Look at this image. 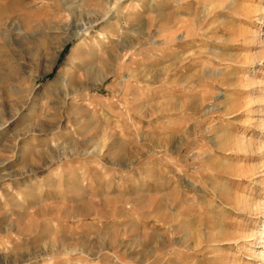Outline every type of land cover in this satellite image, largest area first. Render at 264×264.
Returning a JSON list of instances; mask_svg holds the SVG:
<instances>
[{
  "label": "rangeland",
  "instance_id": "obj_1",
  "mask_svg": "<svg viewBox=\"0 0 264 264\" xmlns=\"http://www.w3.org/2000/svg\"><path fill=\"white\" fill-rule=\"evenodd\" d=\"M0 264H264V0H0Z\"/></svg>",
  "mask_w": 264,
  "mask_h": 264
},
{
  "label": "bare ground",
  "instance_id": "obj_2",
  "mask_svg": "<svg viewBox=\"0 0 264 264\" xmlns=\"http://www.w3.org/2000/svg\"><path fill=\"white\" fill-rule=\"evenodd\" d=\"M122 0H119V2H121ZM109 16H111V15H109ZM109 18V17H108ZM108 18H106V22H107V20H108ZM125 18V17H124ZM122 19H123V17H122ZM126 19V18H125ZM258 28H260V27H258ZM257 28V29H258ZM84 29H86L87 31L85 32V34L84 33H81L80 34V38H82V37H85V36H88V34H89V32H91V31H95V29H96V25H91V26H88V27H84ZM119 32L120 33H123V31L122 30H119ZM103 34V33H102ZM126 48H128V46H126V45H123V47H122V50L123 49H126ZM74 50L75 49H73V52H74ZM76 51V50H75ZM252 245V244H251Z\"/></svg>",
  "mask_w": 264,
  "mask_h": 264
}]
</instances>
